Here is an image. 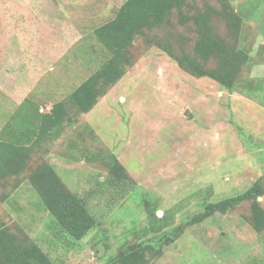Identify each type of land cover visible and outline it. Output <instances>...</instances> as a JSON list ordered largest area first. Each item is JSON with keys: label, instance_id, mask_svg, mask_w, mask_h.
Listing matches in <instances>:
<instances>
[{"label": "rangeland", "instance_id": "rangeland-1", "mask_svg": "<svg viewBox=\"0 0 264 264\" xmlns=\"http://www.w3.org/2000/svg\"><path fill=\"white\" fill-rule=\"evenodd\" d=\"M125 1L0 0V130L26 98L47 112L94 72L108 55L94 29ZM230 1L250 55L234 89L137 41L124 77L90 112L69 116L61 136L30 161L51 163L85 199L98 222L87 236H64L25 178L0 201V217L21 225L56 264H104L120 248L158 242L183 224L151 264H264V229L254 227L251 201L186 224L206 203L264 175V0ZM114 158L129 178L111 173ZM259 201L264 207V195ZM155 210L172 215L168 226L151 223Z\"/></svg>", "mask_w": 264, "mask_h": 264}, {"label": "trees", "instance_id": "trees-1", "mask_svg": "<svg viewBox=\"0 0 264 264\" xmlns=\"http://www.w3.org/2000/svg\"><path fill=\"white\" fill-rule=\"evenodd\" d=\"M241 24L242 16L230 0H126L111 19L94 29L95 37L108 53L94 72L47 112H41L38 102L26 98L0 130V201L9 200L25 178L64 236L83 239L98 224L96 216L51 163L40 160L30 165L33 157L37 158L34 155L47 149L46 141L61 136L69 116L90 112L124 77L136 62L133 48L140 40L145 45H158L193 76L209 77L234 89L250 58L240 47ZM111 173L118 178L130 177L117 158ZM263 195L264 175L242 193L206 203L204 210L186 224L200 223L249 200L254 227L262 231L264 207L259 198ZM170 216L168 212L159 217L155 210L150 221L168 226ZM183 232L184 224L171 234L165 233L158 242L140 241L120 248L104 264H151ZM0 264L56 263L21 225L0 217Z\"/></svg>", "mask_w": 264, "mask_h": 264}, {"label": "water", "instance_id": "water-1", "mask_svg": "<svg viewBox=\"0 0 264 264\" xmlns=\"http://www.w3.org/2000/svg\"><path fill=\"white\" fill-rule=\"evenodd\" d=\"M70 119H68V121H69Z\"/></svg>", "mask_w": 264, "mask_h": 264}]
</instances>
